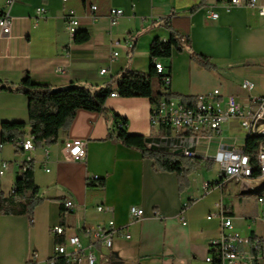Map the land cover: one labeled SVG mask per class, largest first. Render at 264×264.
I'll return each mask as SVG.
<instances>
[{"label": "crops", "instance_id": "crops-1", "mask_svg": "<svg viewBox=\"0 0 264 264\" xmlns=\"http://www.w3.org/2000/svg\"><path fill=\"white\" fill-rule=\"evenodd\" d=\"M6 1L0 0V13L7 14L12 25L9 34L0 36L1 83L17 85L27 73L33 81L50 88L75 85L93 91L113 84L125 70L147 73L150 43L155 38L169 40L173 31L161 23L172 17L174 30L188 36L191 50L208 57L215 69L200 67L186 52L160 61L170 75L166 90L172 94L170 98L180 103L188 98L192 103L195 96L223 84L228 94L246 106L249 94L240 89L244 79L256 82L252 95L264 94V17L252 10H227L222 0H68L67 7L79 18L77 32L89 35L79 44L73 42L74 35H68L61 0H15L10 5ZM90 6L97 10L91 12ZM38 8L44 9L43 15L37 14ZM111 9L123 12L115 25H110ZM210 9L217 14L215 21L206 18ZM114 52L117 57H113ZM103 69L105 73L100 74ZM231 71H237L235 84L227 76ZM105 109V113L78 110L49 146L24 153L11 143L0 145V168L2 162L8 163L0 176V191L9 195L19 166L28 160L43 199L33 210L32 223L27 216L0 215V264L47 263L58 243L51 228L61 226L57 199L72 203L63 221L67 233L112 220L120 235H129L128 239L115 236L109 251L96 245V264H206L210 242L221 232L218 219L207 217L220 206L243 239L251 234L264 238V207L258 211L255 203L251 208L241 197L260 195L261 190L240 188L233 178L222 180L221 186L207 195L201 190L203 181L223 177L215 161L220 148L243 151L246 138L237 121L226 122L219 133L207 132L198 142H191L187 134L176 137L153 129L148 99L109 97ZM114 114L126 119L129 134L157 139L163 153L189 161L194 166L188 176L189 188L180 193L175 173L158 172L140 153L107 140ZM19 122L26 124L28 133L27 98L0 91V126ZM67 140L85 142L83 161L68 159L63 149ZM176 142L193 145L196 156L189 159L180 152L168 153ZM213 163L218 165L216 171ZM93 176L103 185H87ZM98 205L111 211L97 212ZM131 207L143 211L141 219L130 218ZM181 212L185 226L178 221ZM256 221L262 225L260 232L253 230ZM240 249L249 251L246 244ZM262 263L264 258H258L256 264Z\"/></svg>", "mask_w": 264, "mask_h": 264}, {"label": "built area", "instance_id": "built-area-1", "mask_svg": "<svg viewBox=\"0 0 264 264\" xmlns=\"http://www.w3.org/2000/svg\"><path fill=\"white\" fill-rule=\"evenodd\" d=\"M15 0H7L10 5ZM63 4V20L66 30L70 34L74 33V26L79 25V18L76 12L67 7L68 0H61ZM221 5L227 9L245 8L254 11L258 16L264 17V0H222ZM91 12L97 10L96 6H90ZM38 15L44 14L43 8L37 9ZM123 15L120 9H111L109 11L110 25H115L118 18ZM206 18L212 21L217 19L216 12L211 9L207 11ZM12 21L7 14L0 16V36L10 33ZM117 57V53H113ZM154 63L160 64V75L163 76L165 86L169 85L170 75L162 66L160 61ZM105 69L100 71L104 74ZM256 82L244 79L240 83V89L249 94L246 106H242L233 95L226 92L223 84L214 87L210 92L195 96L192 105H185L173 100L170 97H161L159 103L151 108L149 122L153 129L164 131V133L174 134L178 137L181 134L189 135L191 142H198L207 132L217 134L221 130L222 124L235 120L244 137L249 135L264 133V94L252 95L256 90ZM264 88V79L262 82ZM113 92L110 97H116ZM181 143V142H180ZM179 142L172 144L168 153L180 152L186 158L192 159L196 156L192 146H183ZM86 144L80 140H67L63 144V149L71 161H83L86 154ZM17 147L24 153L33 150V137L30 132L26 133L24 138L17 143ZM256 159L259 164V175L251 178L252 167L249 159L245 157L243 151H235L229 148H220L215 161L219 164L223 177L220 180L203 181L201 190L203 195L209 194L213 189L221 186L224 179H235L240 184V188L256 186L264 180V143L258 147ZM28 161V160H27ZM8 169V163L2 162L0 176ZM20 170V166H19ZM98 180L97 176L87 179V185ZM13 193V188L10 194ZM260 204L264 203V196L257 197ZM72 203L66 201L64 208L70 210ZM186 206H184L185 209ZM97 212H110L105 206L98 205ZM129 216L137 221L143 216V211L136 207L129 209ZM216 217L220 222L221 232L218 238L210 242V253H214V262H207V256L204 259L206 264H252L258 258H264V244L259 249L257 244H249L247 240L240 237L235 232L232 218L227 216L222 206L209 215L207 220ZM178 221L182 226L186 222L181 214ZM119 228H116L112 220L105 225L97 224L95 226H82L78 233H67V229L62 226L51 228V234L61 238V243H55L53 255L46 264H55L57 260H62L64 264H96V245L109 251L113 244V238L119 234ZM121 237L128 239L129 235L124 233ZM248 245L249 251L240 249L243 245ZM252 252H257L256 258Z\"/></svg>", "mask_w": 264, "mask_h": 264}, {"label": "trees", "instance_id": "trees-1", "mask_svg": "<svg viewBox=\"0 0 264 264\" xmlns=\"http://www.w3.org/2000/svg\"><path fill=\"white\" fill-rule=\"evenodd\" d=\"M3 13H0L2 16ZM172 17L162 20L161 26L173 31L167 41L159 38L152 40L149 46L150 66L147 73H137L125 70L114 80L113 84L106 85L96 90H89L75 85H69L63 89L50 88L48 85L33 81L30 76L23 74L21 81L17 85L4 84L0 82V91L21 94L28 100V122L29 132L33 137L34 148L49 146L57 139L58 133L66 129L73 120L78 110L95 113H105V102L113 92L121 98H145L149 100L151 108L156 106L161 97H170L172 94L166 92L168 86L164 85L163 76L157 74L154 61H168L173 53L186 52L192 62L204 69H215L210 59L206 56L194 53L191 50L188 36L179 35L172 27ZM89 35L83 32L74 34V43H84ZM156 83L154 90L153 84ZM114 85V87H113ZM165 89L162 93L160 89ZM185 105H192L188 98H185ZM113 127L107 135V140L122 145L127 149L134 150L141 154L142 158L153 162L155 170L158 172L175 173L178 183V191L182 193L189 188L188 176L192 173L194 166L183 158H178L173 154L163 153L159 142L154 138H146L140 135H131L126 131V119L113 115ZM26 124L2 123L0 126V145L11 143L17 147L25 136ZM264 142L262 136H248L245 140L243 152L249 159L252 171L251 178L259 175V164L256 159L258 147ZM22 152V151H21ZM102 186L103 182L97 180L89 184ZM13 193L5 196L0 191V215L4 216H27L32 223L34 208L43 199L39 196V189L33 181V165L31 161H24L20 165V170L16 176ZM259 195V192L256 193ZM257 195V196H258ZM60 202V225L63 227L65 216L69 210L64 208V201ZM247 241L249 244H257L262 249L264 238H259L251 234ZM56 242L61 243V238H56ZM256 258L257 252H252ZM257 263V260L253 262ZM55 264H64L62 260H57ZM216 264V263H215Z\"/></svg>", "mask_w": 264, "mask_h": 264}, {"label": "rangeland", "instance_id": "rangeland-1", "mask_svg": "<svg viewBox=\"0 0 264 264\" xmlns=\"http://www.w3.org/2000/svg\"><path fill=\"white\" fill-rule=\"evenodd\" d=\"M163 62H165V60H163ZM236 72L237 71H231L230 73H228L227 74V76H228V78H230V80L235 84V83H237L238 82V79H237V75H236ZM153 88H154V90L157 88L156 87V83L155 84H153ZM165 89H160V91L163 93V92H165L164 91ZM212 167H213V170L214 171H216L217 170V167H218V165L216 164V163H213L212 164ZM207 175L209 176V174L207 173ZM211 175V174H210ZM261 193H263L264 194V190L263 191H261ZM257 195L258 194H246V195H241V197L243 196L244 198H245V204H247L248 206H250L251 208L253 207L254 208V206H255V203H257V208H258V211H259V207L261 206V207H264V203L263 204H260V203H258L257 202ZM243 208L244 207H241V210L240 211H242L243 210ZM262 218L264 219V213H262ZM261 216V214L259 215V217ZM263 219H260V220H263ZM251 225L253 224V221L252 220H247ZM241 222H243V221H241ZM257 222V221H256ZM259 222V221H258ZM257 222V224H256V226L254 227V229L253 230H255V231H257V232H260V231H262L261 229H262V225H261V223H258ZM239 235H240V237L241 238H244L240 233H239ZM262 264H264V263H262Z\"/></svg>", "mask_w": 264, "mask_h": 264}, {"label": "bare ground", "instance_id": "bare-ground-1", "mask_svg": "<svg viewBox=\"0 0 264 264\" xmlns=\"http://www.w3.org/2000/svg\"><path fill=\"white\" fill-rule=\"evenodd\" d=\"M77 28H78V25L74 26V33H72L71 35L76 34ZM154 67H155V70L157 71V74H160V64L159 63H155ZM253 135L262 136L264 138V133H257V134H253ZM253 135H249V136H253ZM247 137H245V138H247ZM244 189L257 190V191L261 190V191H263L264 190V180H261V183L256 185V186L245 187ZM262 196H264L263 193H261L259 195V197H262ZM207 262H214V253H210L209 256H207Z\"/></svg>", "mask_w": 264, "mask_h": 264}, {"label": "water", "instance_id": "water-1", "mask_svg": "<svg viewBox=\"0 0 264 264\" xmlns=\"http://www.w3.org/2000/svg\"><path fill=\"white\" fill-rule=\"evenodd\" d=\"M67 87V86H66ZM63 88H65V87H62V88H57V89H63Z\"/></svg>", "mask_w": 264, "mask_h": 264}]
</instances>
